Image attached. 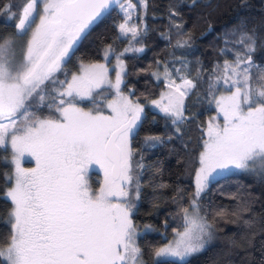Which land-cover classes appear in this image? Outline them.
Wrapping results in <instances>:
<instances>
[{
	"label": "snow or ice",
	"instance_id": "6c2138e0",
	"mask_svg": "<svg viewBox=\"0 0 264 264\" xmlns=\"http://www.w3.org/2000/svg\"><path fill=\"white\" fill-rule=\"evenodd\" d=\"M114 5L125 13L120 35L131 33L135 39L137 27L127 23L135 6L122 0H25L18 17L11 0L0 9L17 21L14 36L0 37V149L10 152V160H4L14 166L5 176L12 208L0 264H147L132 219L141 189L137 170L143 168V157L134 160L132 139L143 108L121 92L120 55L114 82L105 64H82L78 75L66 70L79 42ZM237 43L242 52L233 62L218 64L215 83L209 84L210 103L218 112L204 129L196 190L189 207L182 208V230L174 229L170 242L151 250L157 264L167 258L186 264L211 240L213 225L198 204L211 180L235 172L264 176V66L251 59L254 32L243 31ZM111 52V46L105 49L106 60ZM170 76L165 66V79ZM221 82L229 94L217 98L213 89ZM173 84L169 79L168 86ZM105 85L115 90L111 100L97 91ZM195 87L182 78L174 91L162 95L166 105L153 101L173 118L177 133L188 119L184 98ZM86 100L93 105L87 111L81 107ZM44 109L47 116L41 114ZM158 142L157 136L144 138L149 148ZM25 156L35 160V167L21 166ZM94 166L103 174L96 187L89 176Z\"/></svg>",
	"mask_w": 264,
	"mask_h": 264
},
{
	"label": "trees",
	"instance_id": "16d2710c",
	"mask_svg": "<svg viewBox=\"0 0 264 264\" xmlns=\"http://www.w3.org/2000/svg\"><path fill=\"white\" fill-rule=\"evenodd\" d=\"M7 2L0 0V9ZM143 2L138 7L140 24L135 39L132 35H119V24L125 14L114 5L79 42L66 70L73 74L81 62L103 60L104 49L111 46L112 57L120 55L126 64L122 90L130 99L145 103L159 96L166 84L155 79L154 71L163 65L178 81L188 79L196 85L185 96L188 119L180 125L179 133L170 115L145 106L138 134L132 139L137 153L134 160L143 157L140 161L143 168L137 170L140 198L135 201L132 219L135 224L153 226L152 231L139 237L138 244L147 264H157L151 250L169 242L175 235L174 229L182 230V208L189 207L195 193L198 157L206 138L204 129L209 117L217 111L215 103H210L213 95L209 94V84L215 83L214 73H219L216 66L225 60L233 62L235 53L242 52L243 46L237 41L243 31L256 34L257 45L251 59L264 66V0ZM11 3L18 17L25 0ZM16 22L0 11V37L14 36ZM178 41L182 46H177ZM139 46L144 51H137ZM56 75L65 79L61 73ZM227 88L221 82L213 92L217 97L222 91L228 92ZM98 91L112 94L108 87ZM84 105L93 106L87 100ZM41 114L47 116L48 110H42ZM146 136H157L161 142L149 148L144 143ZM9 156L10 152L0 149V246H6L10 238L8 220L12 204L5 192L11 183L5 176L12 174L13 165L4 160ZM198 204L202 215L213 225V239L186 264H264V176L235 172L218 177L199 196ZM221 210L226 213L223 217L217 215ZM159 264L180 262L163 259Z\"/></svg>",
	"mask_w": 264,
	"mask_h": 264
},
{
	"label": "rangeland",
	"instance_id": "374dc122",
	"mask_svg": "<svg viewBox=\"0 0 264 264\" xmlns=\"http://www.w3.org/2000/svg\"><path fill=\"white\" fill-rule=\"evenodd\" d=\"M122 3H124L126 7H127L128 4H132V5L135 6L134 8L129 9V11L131 12V19H130L127 23H128V26H129V27H131L133 24H135L136 27H137V32H139V31H138V24H140V21H139L140 18L138 19V17H139L138 7H140V6H142V5L144 4L143 0H122ZM140 4H142V5H140ZM118 7H119V6H118ZM119 8H120V7H119ZM123 13H124V12H123ZM124 14H125V13H124ZM138 21H139V22H138ZM123 23H125V17H124L123 21H121L120 24H123ZM120 24H119V25H120ZM119 35H120V32H119ZM128 35H132V34L129 33ZM128 35H127V36H128ZM120 36H121V35H120ZM121 37H124V36H121ZM17 43H18V44H21L18 40H17ZM106 48H108V47H106ZM106 48H105V49H106ZM105 49H104V51H105ZM131 49H132V47H131V48H128V50H131ZM139 49H143L142 51H144L145 48L142 47V46H139V47L136 48L137 51L142 52V51H140ZM103 53H104V52H103ZM121 60H122V59H121ZM122 61H123L124 72L122 73V83H121L120 88H121V92H123L124 95L128 96V95L122 90V87H123V78H124V75H125V72H126V64H125L124 60H122ZM82 64H83V65H90V64H105L106 67H107L108 70H109V71H108V77H109V79H111L113 82L115 81V73H116V71H119V65H118V62H117V60H116L115 58L112 57V52L109 54L107 60L104 58V55H103V60H101V61H95V62H81L80 65H79V70H78V71H75L73 74H77V75L80 74V69H81V65H82ZM114 66H115V68H114ZM167 69H168V67H167ZM164 70H165V66L163 65L162 67L157 68V69L154 71V77H155V79H156L157 81H161V80H163V81L165 82V84H166V88H164V89L160 92V94H159L158 97L153 98V99H151V100H148V101L145 102V103H142V102H140V101H138V100L131 99V100H133V102H138V103L140 104V106L143 108V111L140 113V121H141V118H142V115H143L144 107H145V106H148V107H150V108H153V109L159 110V111L162 112V113H165L164 111L161 110V107L157 106V104H154L153 101H158V102H160L161 105H166V104H167V99L162 100V99H161L162 95H164V96L166 97L170 92H172V91L175 90V86H176V85H179V84L182 83V81H178L177 79H175V77L172 75L171 71L168 69V72L171 73V76H170L169 79H170L171 81H174L173 86L170 88V87L168 86V84H169V79H165V77H164ZM157 76H159L160 78L157 79ZM104 87H108V86L105 85ZM110 90L112 91V94H111V95H104L108 100L113 99L114 96H115V90H114V89H110ZM97 91H98V90H97ZM228 94H229V92L222 91V92H220L219 95H228ZM219 95L217 96V98L219 97ZM184 99H185V98H184ZM84 102H85V101H84ZM84 102L81 104V107H83L86 111L89 110V109H91V108L93 107V106L86 107V106L84 105ZM99 102H100L101 106H103L104 100L101 99ZM217 112H218V109H217V111H216L212 116L209 117L208 122H209L213 117H216V116H217ZM140 121L138 122L139 124H140ZM220 122L222 123V118H220ZM206 138H207V135H206ZM206 138H205V139H206ZM202 150H203V149H202ZM9 158H10V156H9ZM21 166L24 167V168H33V167H35L34 159L31 158V157H27V156H25L24 159H23L22 162H21ZM13 167H14V166H13ZM199 167H200V165H199ZM95 172H96L97 174H96ZM93 173H95V175H94ZM89 176H90V182L93 184L94 187L97 186V181H101V180L103 179V174H102V172L97 171V170L95 169V166H94V168H93L92 170H90V172H89ZM213 180H215V179H213ZM213 180H211V181L209 182L208 186L210 185V183H211ZM208 186H207V187H208ZM195 190H196V185H195ZM203 192H204V191H203ZM201 194H202V193H201ZM201 194H200V195H201ZM190 210H191V209H190ZM201 214H202V213H201ZM208 222H209V221H208ZM133 223L135 224L134 221H133ZM209 223H210V222H209ZM135 225H136V227H137V232H138L137 243H138V241H139V237H140L144 232L152 231V230H153V226H152L151 224H149V223H145V224H143V225H139V224H135ZM212 239H213V230H212V238H211V240L208 242V244L206 245V247L211 243ZM171 240H172V239H171ZM171 240H170V241H171ZM170 241H169V242H170ZM167 243H168V242H167ZM167 243L163 244V245L160 246V247L165 246ZM206 247H205V248H206ZM199 253H200V252H199ZM197 254H198V253H197ZM194 255H195V254H194ZM167 259H173V260H174V258H167ZM154 260L156 261V258H155V257H154ZM161 260H163V259H161Z\"/></svg>",
	"mask_w": 264,
	"mask_h": 264
},
{
	"label": "flooded vegetation",
	"instance_id": "af4514ba",
	"mask_svg": "<svg viewBox=\"0 0 264 264\" xmlns=\"http://www.w3.org/2000/svg\"><path fill=\"white\" fill-rule=\"evenodd\" d=\"M34 162H35V160H34Z\"/></svg>",
	"mask_w": 264,
	"mask_h": 264
}]
</instances>
